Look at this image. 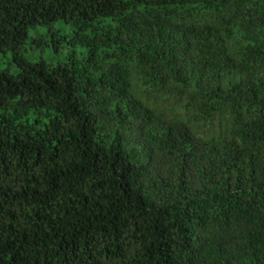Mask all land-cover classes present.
<instances>
[{"label": "trees", "instance_id": "obj_1", "mask_svg": "<svg viewBox=\"0 0 264 264\" xmlns=\"http://www.w3.org/2000/svg\"><path fill=\"white\" fill-rule=\"evenodd\" d=\"M2 57L0 264H264V0H0Z\"/></svg>", "mask_w": 264, "mask_h": 264}, {"label": "rangeland", "instance_id": "obj_2", "mask_svg": "<svg viewBox=\"0 0 264 264\" xmlns=\"http://www.w3.org/2000/svg\"><path fill=\"white\" fill-rule=\"evenodd\" d=\"M63 31H69V26L65 25ZM34 47L30 50V53L28 55L29 58H35L38 55L45 56V58H48V52H49V47L39 43V44H33ZM78 50H81L78 48ZM8 64L7 58L2 57L0 61V66L4 67Z\"/></svg>", "mask_w": 264, "mask_h": 264}]
</instances>
